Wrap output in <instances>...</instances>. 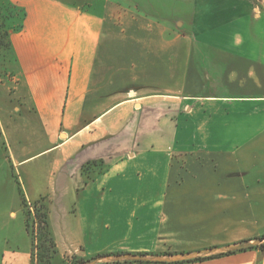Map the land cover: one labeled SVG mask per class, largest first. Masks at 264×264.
<instances>
[{"label":"crops","instance_id":"1","mask_svg":"<svg viewBox=\"0 0 264 264\" xmlns=\"http://www.w3.org/2000/svg\"><path fill=\"white\" fill-rule=\"evenodd\" d=\"M8 1L25 16L0 118V264H30L17 173L26 201L49 200L52 264H264L229 250L264 234V0Z\"/></svg>","mask_w":264,"mask_h":264},{"label":"trees","instance_id":"2","mask_svg":"<svg viewBox=\"0 0 264 264\" xmlns=\"http://www.w3.org/2000/svg\"><path fill=\"white\" fill-rule=\"evenodd\" d=\"M12 10L14 11L17 7L15 6H11ZM19 11V15L17 18V25L15 26V31L19 30L22 26V21L24 19L25 16V12L22 8H18ZM8 45L9 42L8 40H6L5 45ZM18 185V184H17ZM17 190L19 195L21 196V206H22V211L25 217V226H26V230L31 238V244H32V249H31V255H30V264H33V260L35 259L37 264H50L51 263V259L53 257V254L55 253V242L51 236L49 227H48V222H47V212L46 209L43 207V204L40 203V200H36L33 202V205L35 207V211L33 210V215L31 216V214L29 213V210L27 209V201L24 199V196L22 194V191L20 189V186H17ZM40 203V204H39ZM39 204V205H38ZM37 221V227L36 229L39 230V233L37 238L39 239V242H37L36 244V254H33V222ZM36 234V235H37ZM258 240H260L261 242L257 245H251L247 248H259L261 250H264V234L260 237H258ZM231 252V251H228ZM124 253H99V254H95L93 256H90L87 259H79L77 261H75L74 264H80L83 263L84 261H91L94 259H98L101 260L103 258L106 257H114V259L109 260V261H103V262H96L94 264H120V263H136V264H152V263H161V264H182L186 261H193V260H201V259H205L208 257H212V256H206V257H193V258H189L186 260H181V261H174V262H163V261H150V260H129V259H117L115 258L118 255H122ZM171 254H177V253H173V252H165L162 255H171ZM143 255H150L152 256L153 254H143ZM34 260V261H35Z\"/></svg>","mask_w":264,"mask_h":264},{"label":"rangeland","instance_id":"3","mask_svg":"<svg viewBox=\"0 0 264 264\" xmlns=\"http://www.w3.org/2000/svg\"><path fill=\"white\" fill-rule=\"evenodd\" d=\"M11 6H15V5L12 4L11 2H9L8 0H0V118L2 117V106H4L5 104L10 102L8 99L9 94L7 93L8 88H6V87L9 86L12 89V86H14V81H15L14 76L12 75V72H11V66L13 63V54L11 52L10 44L5 45V42H6V40H8V42H9L10 33L12 31H15V26L18 23V21H17V18L19 15L18 8H21V7L15 6L17 8L13 11ZM0 132H1V129H0ZM1 145H2V140H1V134H0V146ZM1 162L5 163V164L3 165L4 168L2 170L0 169V174L3 171H5L7 168L10 169V166L7 167L8 166L7 165V159L4 156L2 148H0V163ZM17 176H18V173L16 175V178H14V181L16 184H19ZM38 200H40V203L43 204V207L46 209L47 222H48V227H49V221H48L49 200H47L45 197H41ZM33 202L34 201H27V209L29 210V213L31 214V216L33 215V210L35 211V207L33 205ZM33 227L35 229V230H33V233H34L33 234V237H34L33 238V248H35V249H33V254H36L37 250H36L35 246H36L37 242H39V239L37 238V236H38L37 233H39V230L36 229L37 221L33 222ZM55 250L56 251L53 254V257L51 259L50 264H52L54 257L58 253L56 243H55ZM34 260H33V264H37L36 260L35 261ZM77 260H79V259H75L74 256L71 254H64L63 255V261L65 262V264H74L75 261H77ZM89 261H84L83 263H85V262L87 263ZM98 262H103V260L98 261Z\"/></svg>","mask_w":264,"mask_h":264},{"label":"water","instance_id":"4","mask_svg":"<svg viewBox=\"0 0 264 264\" xmlns=\"http://www.w3.org/2000/svg\"><path fill=\"white\" fill-rule=\"evenodd\" d=\"M256 242H260V240L257 239V241L253 242H248L244 241L238 244H235L231 247H229V250H235V249H241V248H246L249 247ZM197 254H190V253H179V254H171V255H143V254H131V253H126L122 255H118L115 258L123 260V259H129V260H150V261H163V262H174V261H181V260H186L189 258L196 257ZM114 259V257H106L101 260L103 261H109ZM98 259L91 260L89 262L81 263V264H93L98 261H101Z\"/></svg>","mask_w":264,"mask_h":264}]
</instances>
